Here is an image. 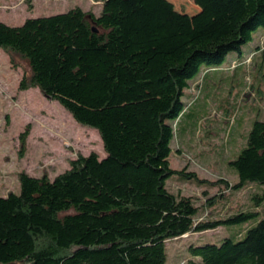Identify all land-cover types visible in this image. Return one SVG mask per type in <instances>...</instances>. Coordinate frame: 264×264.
Listing matches in <instances>:
<instances>
[{"label":"trees","instance_id":"16d2710c","mask_svg":"<svg viewBox=\"0 0 264 264\" xmlns=\"http://www.w3.org/2000/svg\"><path fill=\"white\" fill-rule=\"evenodd\" d=\"M95 1L99 14L76 6L17 25L0 20V49L29 66L19 88L37 87L96 128L105 150L53 178L19 173V192L0 196V264H166L167 240L255 216L238 239L191 242L187 264H264V190L246 208L199 219L206 207L169 184L217 187L207 207L224 191L264 184V118L229 161L234 183L170 162L178 124L198 100L185 101L186 89L229 53L241 61L254 48L245 45L264 27V0H194L193 14L170 0Z\"/></svg>","mask_w":264,"mask_h":264},{"label":"rangeland","instance_id":"374dc122","mask_svg":"<svg viewBox=\"0 0 264 264\" xmlns=\"http://www.w3.org/2000/svg\"><path fill=\"white\" fill-rule=\"evenodd\" d=\"M170 1L177 10L189 14L199 9L194 0ZM76 6L95 14L101 10V3L95 0H0V20L17 25L29 16L64 12ZM251 46L254 48L241 61L233 57L236 51L229 53L223 66L203 70L186 89L190 95L183 96L185 101L194 97L198 100L176 129L172 167H187L206 179L225 178L231 183L238 179L229 161L245 146L253 121L264 118V27L253 33V40L245 48ZM28 67L18 54L0 49V196L19 192L21 171L35 176L46 173L53 178L79 155L96 152L105 156L96 128L77 122L57 100L37 87L19 88ZM169 184L174 191L192 195L197 204L206 207L199 219L246 208L255 200L252 194L264 190V184L255 183L238 191H224L226 199L207 207V199L218 193L217 187L204 193L195 183L173 179ZM259 209L264 210V203ZM256 217L167 240L166 264H187L191 242L219 243L226 236L238 239L239 232H245L258 220Z\"/></svg>","mask_w":264,"mask_h":264}]
</instances>
